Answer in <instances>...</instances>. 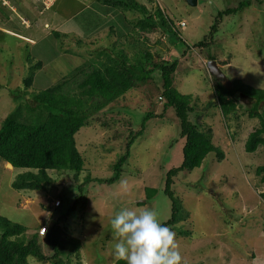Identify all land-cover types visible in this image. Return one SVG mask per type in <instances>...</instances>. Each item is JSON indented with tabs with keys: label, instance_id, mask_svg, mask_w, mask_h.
<instances>
[{
	"label": "rangeland",
	"instance_id": "1",
	"mask_svg": "<svg viewBox=\"0 0 264 264\" xmlns=\"http://www.w3.org/2000/svg\"><path fill=\"white\" fill-rule=\"evenodd\" d=\"M134 1L149 12H161L172 24L174 32L167 35L175 47L161 40L158 30H133V22L142 17L139 9L119 11L102 0H55L46 10L40 0H7L5 5L0 1V125L18 103L15 95L30 66L34 78L29 92L61 81L90 59L105 60L102 52L114 55L112 47L123 50L133 62L150 52L151 58L143 61L147 69L177 57L175 88L192 96L189 119L210 127L212 142L224 153L221 161L208 153L200 167L179 172L171 185L185 211L179 222L169 226L176 233L184 264H264V201L260 197L264 186L254 172L262 151L261 147L252 153L244 150L246 135L259 121L241 109L237 119L225 118L213 90L214 80L229 83L234 79L264 89V0ZM241 2L247 3L239 7ZM211 26L215 29L209 44L194 47L208 36ZM211 60L222 72L218 78L207 65ZM152 74L87 119L75 133L84 159L75 178L69 171L48 170L52 181L46 189L17 190L11 182L26 169L8 170L0 159V215L25 227L17 240L28 241L43 225L47 232L59 219L60 239L66 244L70 237L80 240V264H115L118 238L110 220L120 210L154 209L161 222L170 217L171 200L163 191L165 173L181 164L183 138L173 109L160 115L162 80L157 69ZM148 110L156 116L130 146L119 178L107 182L130 131L140 128L142 112ZM146 187L157 190L147 201ZM59 199L61 206H54ZM38 239L43 254L50 256L46 235ZM74 258L66 264H77ZM27 261L51 264L33 255Z\"/></svg>",
	"mask_w": 264,
	"mask_h": 264
},
{
	"label": "trees",
	"instance_id": "2",
	"mask_svg": "<svg viewBox=\"0 0 264 264\" xmlns=\"http://www.w3.org/2000/svg\"><path fill=\"white\" fill-rule=\"evenodd\" d=\"M102 1L112 7H118L119 11L130 7L141 10L142 17L133 22V30L135 28L143 31L158 30L162 35L160 39L175 47V43L170 42L167 35L174 32L173 26L165 20L161 12H149L145 5L134 0ZM246 3L241 2L238 6H244ZM227 11L230 12V9ZM156 16L159 20H154ZM214 29L215 26H211L208 36L193 46L208 45ZM53 34L61 35L58 31H54ZM85 50L92 53L88 49ZM110 50L114 55L104 50L102 54L105 60L98 59L96 63L95 59H90L88 64L76 67L73 73H69L61 81L38 91L28 90L34 78L33 67L30 66L28 75L22 79L20 88L18 87L20 95L17 93L15 95L18 103L3 118L0 125V159L9 163L12 168L26 169L17 174L11 182V186L17 190L46 189L52 181L48 170L69 171L75 178L84 165V159L76 146L75 133L86 125L87 119L102 111L127 90L151 78L153 70L157 69L162 80L160 98H164L160 115H164L166 110L172 108L179 120V137L183 138L181 164L165 173L163 188L171 200L172 211L170 217L162 223L168 227L173 226L185 214L180 199L174 195L171 188L174 178L181 171L189 172L200 167L208 153L213 152L217 161H221L224 158L223 150L212 142L210 127H201L197 121L189 119V113L192 112L190 104L192 96L183 94L175 88L173 75L179 63L177 57L171 61L152 63V68L147 69L143 61L151 58L150 52L146 51L141 54V58L137 57V61L133 62L123 50L114 47ZM213 90L216 105L225 118L237 119V109H241L248 118L258 119L259 125L246 135L244 150L252 153L261 147L262 160L254 172L264 186V89L234 79L229 83L214 80ZM142 113L140 128L130 131L123 152L112 165V176L104 181L111 183L119 178L123 164L130 156V146L143 134L147 121L156 116L152 110ZM89 177L87 175L84 180ZM156 191L154 187H146V201L152 198ZM260 197L264 201V188L260 192ZM61 204L60 200V205L56 207H60ZM59 222V219H55L44 235H39L37 231L25 241L16 239L25 227L0 215V264H28L29 255L42 261H50L51 264H66L75 257L77 264H80V240L70 237L67 244L66 241L63 242L59 236ZM45 235L47 243L52 248L50 256L44 255L40 249L38 238ZM115 264H126V261L116 260Z\"/></svg>",
	"mask_w": 264,
	"mask_h": 264
},
{
	"label": "clouds",
	"instance_id": "3",
	"mask_svg": "<svg viewBox=\"0 0 264 264\" xmlns=\"http://www.w3.org/2000/svg\"><path fill=\"white\" fill-rule=\"evenodd\" d=\"M123 187L127 191V186ZM110 223L118 238L113 251L115 259L126 264H184L176 233L158 219L154 209L125 208Z\"/></svg>",
	"mask_w": 264,
	"mask_h": 264
},
{
	"label": "built area",
	"instance_id": "4",
	"mask_svg": "<svg viewBox=\"0 0 264 264\" xmlns=\"http://www.w3.org/2000/svg\"><path fill=\"white\" fill-rule=\"evenodd\" d=\"M0 1H1V5H5L7 3V0H0ZM54 1L55 0H40V4H41L43 10H46L47 8H49L53 4ZM181 24H183V23H181ZM58 205H60V201L56 200L54 202V206H58ZM46 230H47V227L45 225H43L39 228L38 232H39V234L44 235L46 233Z\"/></svg>",
	"mask_w": 264,
	"mask_h": 264
},
{
	"label": "water",
	"instance_id": "5",
	"mask_svg": "<svg viewBox=\"0 0 264 264\" xmlns=\"http://www.w3.org/2000/svg\"><path fill=\"white\" fill-rule=\"evenodd\" d=\"M189 2L196 1V0H188ZM208 67L210 68L211 72H214V75L216 78L220 77L222 75L221 70L216 66L215 62L213 60L208 61ZM219 75V76H218Z\"/></svg>",
	"mask_w": 264,
	"mask_h": 264
},
{
	"label": "crops",
	"instance_id": "6",
	"mask_svg": "<svg viewBox=\"0 0 264 264\" xmlns=\"http://www.w3.org/2000/svg\"><path fill=\"white\" fill-rule=\"evenodd\" d=\"M11 10H12V12H15V11H16V10H14V8H11ZM27 23H28V22L25 23L26 27H28V26H27V25H28ZM62 26H63V25H62ZM64 27H67V25H64ZM2 164H3V167L6 168V169H8V170L13 169L11 165H10V167L7 166V164H9V163H7L6 161H3V160H2Z\"/></svg>",
	"mask_w": 264,
	"mask_h": 264
},
{
	"label": "bare ground",
	"instance_id": "7",
	"mask_svg": "<svg viewBox=\"0 0 264 264\" xmlns=\"http://www.w3.org/2000/svg\"><path fill=\"white\" fill-rule=\"evenodd\" d=\"M10 165V164H9Z\"/></svg>",
	"mask_w": 264,
	"mask_h": 264
}]
</instances>
